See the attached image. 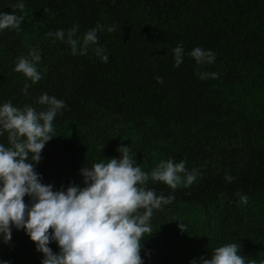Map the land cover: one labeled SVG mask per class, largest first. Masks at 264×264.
<instances>
[{
    "label": "trees",
    "instance_id": "16d2710c",
    "mask_svg": "<svg viewBox=\"0 0 264 264\" xmlns=\"http://www.w3.org/2000/svg\"><path fill=\"white\" fill-rule=\"evenodd\" d=\"M16 2L0 0V12L12 14ZM23 2L22 30L0 33V105L42 111L46 106L36 101L44 93L65 101L35 166L42 182L54 190L83 187L80 169L120 159L121 146L130 147L147 173L161 160H183L200 172L191 186L172 190L148 182L158 196L175 199L154 210L153 234L142 241L145 264H190L229 243L240 244L246 264H264V0ZM73 25L81 39L103 27L98 46L107 63L95 46L74 56L68 44L46 35ZM178 45L185 56L177 68L172 50ZM196 47L214 52L216 62L197 65L187 55ZM33 50L41 55L42 79L35 84L14 70ZM198 73L219 75L200 79ZM0 143L9 146L7 134ZM240 195L249 197L247 205ZM49 247L59 252L55 243ZM42 259L23 230L13 228L8 244L0 241V261Z\"/></svg>",
    "mask_w": 264,
    "mask_h": 264
},
{
    "label": "clouds",
    "instance_id": "9594fccd",
    "mask_svg": "<svg viewBox=\"0 0 264 264\" xmlns=\"http://www.w3.org/2000/svg\"><path fill=\"white\" fill-rule=\"evenodd\" d=\"M115 2V0H113ZM23 0L13 5L12 14L0 12V33L5 30H22L24 22ZM17 11L21 14H17ZM97 25L87 31L83 38L77 33L79 25L64 30L49 31L48 37L70 46L72 55H87L90 46L102 62H108L106 50L98 46ZM109 28L108 31H113ZM174 66L184 62V48L173 50ZM197 65H213L216 55L200 47L188 54ZM41 55L33 50L28 57H20L15 66L35 84L42 79L37 65ZM200 79L218 77V73H198ZM163 84V78L157 77ZM29 85L22 90L28 94ZM46 106L37 111L32 106L23 109L11 101L0 105V136L7 134L9 146L0 143V241L12 240V229L23 230L35 245L43 259L41 264H145L141 257L142 241L153 233L150 221L154 210L174 201L173 195H157L148 189V182H161L172 190L179 186H191L199 170L189 171L185 161L161 160L150 172H144L137 164L130 147H118L120 159L111 158L80 169L83 187L74 183L54 190L52 184H44L35 166L42 159V150L54 137L53 121L66 107L64 100L47 93L36 101ZM107 161V162H105ZM233 182L230 175L224 178ZM239 195V194H238ZM28 197V203L24 201ZM249 197L240 195V204L247 205ZM178 227L185 232L184 225ZM51 229V231H49ZM55 243L59 249L54 253L49 247ZM238 243H229L212 250L211 258L200 257L190 264H246ZM0 264L7 262L0 261Z\"/></svg>",
    "mask_w": 264,
    "mask_h": 264
}]
</instances>
